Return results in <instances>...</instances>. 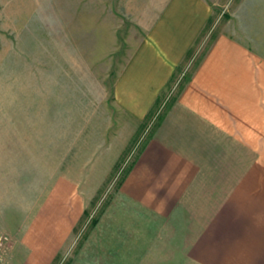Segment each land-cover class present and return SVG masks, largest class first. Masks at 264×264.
Wrapping results in <instances>:
<instances>
[{
  "label": "rangeland",
  "instance_id": "obj_1",
  "mask_svg": "<svg viewBox=\"0 0 264 264\" xmlns=\"http://www.w3.org/2000/svg\"><path fill=\"white\" fill-rule=\"evenodd\" d=\"M163 1L0 0V264H194L186 216L119 194L149 122L117 108L115 79Z\"/></svg>",
  "mask_w": 264,
  "mask_h": 264
},
{
  "label": "crops",
  "instance_id": "obj_2",
  "mask_svg": "<svg viewBox=\"0 0 264 264\" xmlns=\"http://www.w3.org/2000/svg\"><path fill=\"white\" fill-rule=\"evenodd\" d=\"M113 94L137 128L149 122L121 197L186 216L187 261L264 264V0H164Z\"/></svg>",
  "mask_w": 264,
  "mask_h": 264
},
{
  "label": "trees",
  "instance_id": "obj_3",
  "mask_svg": "<svg viewBox=\"0 0 264 264\" xmlns=\"http://www.w3.org/2000/svg\"><path fill=\"white\" fill-rule=\"evenodd\" d=\"M87 214H88V211L85 210V212H84V216H86ZM97 221H98V219H97V218H94V219L92 220V223H91V224L95 225V224L97 223Z\"/></svg>",
  "mask_w": 264,
  "mask_h": 264
},
{
  "label": "built area",
  "instance_id": "obj_4",
  "mask_svg": "<svg viewBox=\"0 0 264 264\" xmlns=\"http://www.w3.org/2000/svg\"><path fill=\"white\" fill-rule=\"evenodd\" d=\"M5 239L4 238H0V244L2 245L3 244V241H4Z\"/></svg>",
  "mask_w": 264,
  "mask_h": 264
}]
</instances>
